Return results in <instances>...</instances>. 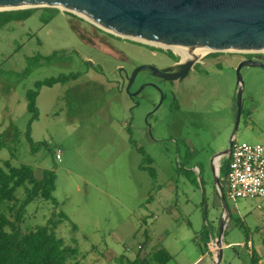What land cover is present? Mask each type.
<instances>
[{
	"label": "rangeland",
	"instance_id": "obj_1",
	"mask_svg": "<svg viewBox=\"0 0 264 264\" xmlns=\"http://www.w3.org/2000/svg\"><path fill=\"white\" fill-rule=\"evenodd\" d=\"M28 9L38 11L0 29V134L12 126L18 130L17 139L12 137L7 147L0 149V164L9 160L15 167L28 165L39 179L46 170L54 171L53 196L59 207L45 200L31 203L25 228L45 225L58 211L69 220L59 226L57 235L79 250L80 264H135L140 245L152 250L148 241L156 250L169 249L173 259L167 264H188L198 250L191 241L193 228H201L205 221L199 209L192 215L193 227L188 225L187 214L193 206L185 201L193 194L188 181L183 185V142L191 138L197 143L195 159L203 169L204 184L198 178L196 202L207 205L210 222L218 220L222 209L213 205L215 184L209 159L222 148L228 149L237 115V72L226 62L255 55H262L264 61V53L221 51L224 62L217 68L221 72L209 77L201 73L196 80L194 71L174 84L143 70L131 93L146 80L161 90L147 86L132 98L125 87L138 67L152 65L163 70L172 63L167 52L147 47L160 46L113 35L66 10ZM44 18L51 19L44 23ZM218 56L210 54L204 62L209 65ZM73 75L77 77L40 89L37 118L31 123L27 93L36 91L38 82ZM242 75L243 113L235 140L264 146V139L255 140L264 133V69L245 67ZM161 91L164 100L160 105ZM222 131L224 139L209 146L213 136ZM58 149L61 162L55 157ZM226 160L228 157L221 166ZM140 166L154 170L156 179ZM221 178L227 205L236 212L227 224L226 241L241 239L248 244L250 236L256 238L262 229L257 230L262 226L257 217L264 199L233 201L223 174ZM170 179L178 185L179 196L169 202L175 205L167 214L164 198H170V193L167 195L163 186ZM151 195L160 204L158 217L143 225ZM247 216L252 218L250 222ZM246 252L240 245L226 248L223 264H240ZM198 253L204 263L209 261V255L200 249Z\"/></svg>",
	"mask_w": 264,
	"mask_h": 264
},
{
	"label": "water",
	"instance_id": "obj_2",
	"mask_svg": "<svg viewBox=\"0 0 264 264\" xmlns=\"http://www.w3.org/2000/svg\"><path fill=\"white\" fill-rule=\"evenodd\" d=\"M35 4L14 8L16 5ZM55 8L75 14L113 35L141 42L151 40L187 49L215 48L222 52L263 54L264 0H0V12L28 8ZM2 9V10H1ZM164 49V48H162ZM171 51L176 54L172 49ZM181 58V56H179ZM203 58V57H202ZM178 63L179 70L171 73L152 65L138 67L129 77L126 92L137 97L147 86L131 93V86L143 70L168 82L183 81L194 72L201 59ZM245 67L264 69V61L247 58L239 63L237 72V115L228 149L210 159V170L222 201V216L218 219L219 236L213 241L216 255L212 264H223V238L232 211L227 205L216 162L230 157L243 113ZM163 103L164 94L161 91Z\"/></svg>",
	"mask_w": 264,
	"mask_h": 264
},
{
	"label": "trees",
	"instance_id": "obj_3",
	"mask_svg": "<svg viewBox=\"0 0 264 264\" xmlns=\"http://www.w3.org/2000/svg\"><path fill=\"white\" fill-rule=\"evenodd\" d=\"M42 10L52 13L60 12L59 9L55 8H43ZM37 11L38 9H23L0 12V29L11 22L24 21L26 17ZM51 18H44L43 22L48 23ZM169 54L175 59L178 58L171 51ZM255 56L256 59H262V55ZM76 77L77 75L47 79L36 84V91L27 93V106L32 114L31 123L37 118L36 98L40 89ZM17 136L18 130L13 126L2 132L0 134V149L6 148L7 143L13 138L17 139ZM28 139L31 141L29 133ZM131 143L136 146L133 142ZM141 151L143 153V150ZM229 164L230 157L221 167V174L224 175V179L228 176ZM143 169L148 170L153 179H156L154 170L145 167ZM181 170L184 171V167H181ZM193 181L197 186L199 185L195 178ZM55 189L56 175L54 171L46 170L43 178L39 180L35 176L34 169L28 165L15 167L9 160L4 161L3 165L0 164V264H80L78 260L79 250L74 246L67 245L57 235L59 226L65 220H69L64 213L54 211L46 224L42 226L31 228L24 226L27 208L31 203L39 200L51 201L58 209L59 203L53 196ZM204 215L205 219L208 220V211H205ZM212 226L210 222H207L196 239L202 251L209 250ZM172 259V255L163 248L154 250L149 258L143 260H140L138 256L135 264H167ZM242 259L245 264H260V257L254 253L247 254L246 258Z\"/></svg>",
	"mask_w": 264,
	"mask_h": 264
},
{
	"label": "crops",
	"instance_id": "obj_4",
	"mask_svg": "<svg viewBox=\"0 0 264 264\" xmlns=\"http://www.w3.org/2000/svg\"><path fill=\"white\" fill-rule=\"evenodd\" d=\"M210 54H217V55H220V56H218L215 60H213L211 62V64L208 65L204 61ZM210 54L204 56L201 59V61L196 64V66H195L196 70L194 68V71H195V73H194V77L195 78L194 79H196V80L199 79L201 77V76H199V74H201V73H203V75L205 77L206 76L209 77L211 75V73H213V72H221V71L217 70V68L223 65L222 62H224V60H223V57L221 56L222 54L219 53V52L210 53ZM240 62H241V60L240 61H235V62H230L229 61V62H226V64H228V66H230V67L237 68V66L239 65ZM39 96H40V94H39ZM256 127H257V125L255 126V129H257V130L254 129L255 133L258 132V128H256ZM223 139H224V134H223V131H222V132H219V135L213 136V138L207 144L209 146H212L214 143L215 144H217V143L219 144ZM263 139H264V133H260L256 137L255 140L262 141ZM152 143H153V141H152ZM183 143H184L183 144L184 145V150H183L184 158L183 159H184L185 165H184V171H182L181 174L183 173V175H184L183 185H185V181H188L189 184L191 185L190 189L188 187L187 188L192 191L191 193L193 195L191 197H187L185 203H187V205H192L193 206V208L190 209V211H188V214H187L188 225L190 227H193L192 220H191L193 213H196L197 210L202 209V212H203V215H204L205 211H208V207H207V205L205 206V204H204V206L201 205V204L199 205V203L196 202V197H195L196 196V189H197V191H199L198 189L200 188V186L199 185L197 186L194 183L193 178L196 179L197 183H198V178H199L201 185L203 186V184H204L203 183V178H202L203 169H201L202 167L199 165L200 161L198 162L195 159L196 153L198 152L197 143L192 141L191 138H185ZM224 150H226V149L222 148L219 152L224 151ZM177 152H180V149H178ZM203 156H204V154H203ZM210 159H209V163H210ZM222 161L218 163V166H217V162H216V167L218 169H220L219 170L220 178H221V167H222L221 164H222ZM185 166H186V169H185ZM140 169L144 170L141 166H140ZM144 171H146V170H144ZM163 171L167 172L165 168L163 169ZM196 172L199 175H197ZM150 175H151V173H150ZM35 176L37 177V175H35ZM151 177H152V175H151ZM152 179H153V177H152ZM39 180H41V179H39ZM176 182H178V180ZM225 182H226V179H225ZM163 189L165 190V193H167V195L170 193V198L167 197V196H165V198H164L165 206H163V209L166 211L165 213L171 214V212H173V207H174L175 204L173 205L172 203H169V202L171 200L173 202L174 198H177V196H179L178 185L177 184L175 185L173 183V180L170 179L169 181L165 182V184L163 186ZM217 197H218V199H216ZM161 199H162V197L160 198V200ZM219 199H220V203H218ZM248 200H252V202H254L255 199H248ZM147 201H148V203L145 205L146 214L143 215V219L141 220L143 225H146L145 224L146 222L149 223V221H152L153 219L154 220L157 219V217H158L157 214L159 212L160 204H159L158 199L155 196L151 195L148 198ZM213 201H214L213 205L219 206L222 209V201H221L220 195H219L216 187H215V196H214ZM203 203H204V200H203ZM238 213H239L240 216H243L242 212H240V210L238 211ZM248 213H250V212H248ZM235 214H236V212L233 211L232 215H231V220H232L233 215H235ZM251 219H252L251 217H248V216L246 217V221L250 222ZM204 221H205V224L203 226H201V228H200V225L197 228H195V229L193 228V236L191 238V241H192V245H194L198 250H195V252H193V258L188 260V264H201V263L202 264H212L213 260L215 259V254L214 253H212L210 251H202V249L199 247V245L196 242V239H197L199 233L203 230V228L207 224V222H210L209 220L205 219V215H204ZM257 221H258L259 224H262L261 227H260V225H259V227H257V230L260 229V228H262V229L260 231H258V236L256 238L253 237V234L250 236L251 240L248 241L249 245L244 240H241V239H237V240H233L231 242H227L226 241L227 240V236H226L227 226H226V229H225V235H224V238H223V244H224L225 248H228V247L230 248L231 246H234V245H240V246H242V247L247 249V252H246L247 254L254 253V254L258 255L260 257V264H264V208H263V211H262L261 215L259 217H257ZM196 222L199 223L200 220L196 221ZM229 222H231V221H229ZM229 222H227V224ZM210 223L213 225L212 228H211V237H212L211 242H213L219 236L218 220H215V221L210 222ZM147 245L152 250L150 251V249H149V251H148V250L145 249L144 246L140 245L139 246V252L137 253L138 254L137 256H139V258H144V259L145 258H149L151 253L154 250H156V247H154L153 244L150 241L147 242ZM165 249L170 253L168 248H165ZM199 249L203 252V255H209L208 256L209 257V261H206L207 263H204L202 261V258L200 256V254L198 253ZM141 251H142V254H144V256H146V257L142 256ZM238 262L240 264H245L241 257H240V260Z\"/></svg>",
	"mask_w": 264,
	"mask_h": 264
},
{
	"label": "built area",
	"instance_id": "obj_5",
	"mask_svg": "<svg viewBox=\"0 0 264 264\" xmlns=\"http://www.w3.org/2000/svg\"><path fill=\"white\" fill-rule=\"evenodd\" d=\"M56 160L62 161V152L55 151ZM228 197L233 201L264 199V146L234 140L226 178ZM209 251L216 253L211 242Z\"/></svg>",
	"mask_w": 264,
	"mask_h": 264
},
{
	"label": "bare ground",
	"instance_id": "obj_6",
	"mask_svg": "<svg viewBox=\"0 0 264 264\" xmlns=\"http://www.w3.org/2000/svg\"><path fill=\"white\" fill-rule=\"evenodd\" d=\"M31 6H35V4H23V5H16L13 6L14 8H19V7H31ZM2 10V9H1ZM141 42H147V43H151L157 46H160L161 48H169L171 47L172 49L176 50V54L181 56L183 62H188V61H194V60H198L206 55H208L209 53L212 52H220L221 50H217L215 48H203V49H187V48H182L176 45H171V44H165V43H159V42H155V41H151V40H140ZM264 52V50H263ZM217 162V166H218Z\"/></svg>",
	"mask_w": 264,
	"mask_h": 264
},
{
	"label": "flooded vegetation",
	"instance_id": "obj_7",
	"mask_svg": "<svg viewBox=\"0 0 264 264\" xmlns=\"http://www.w3.org/2000/svg\"><path fill=\"white\" fill-rule=\"evenodd\" d=\"M147 47H149V48H151L153 51H156V50H159V51H162V52H167V56H168V58L170 59V61L172 62L169 66H167L165 69H163V71H166V72H171V73H174V72H177L178 70H179V68H178V63H179V61H178V58L177 59H175L174 57H172L170 54H169V52L170 51H166V50H164V49H159V48H157V47H151V46H147ZM172 52V51H171ZM173 53V52H172ZM174 54V53H173ZM175 55V54H174ZM176 56V55H175ZM177 57V56H176ZM263 58V57H262ZM249 59V58H248ZM262 60V59H261ZM149 71V70H148ZM150 72V74L151 75H153V73L151 72V71H149ZM141 73V72H140ZM139 73V74H140ZM168 82V81H167ZM176 82H178V81H176ZM173 84L175 83V82H172ZM145 84H151V86H155L156 88H158V90H161V89H159V86H158V84H156L155 82H152L151 80H146V81H143V84L142 85H145Z\"/></svg>",
	"mask_w": 264,
	"mask_h": 264
}]
</instances>
